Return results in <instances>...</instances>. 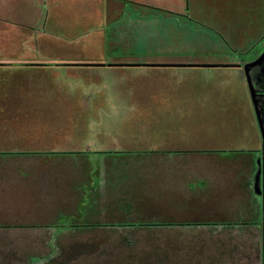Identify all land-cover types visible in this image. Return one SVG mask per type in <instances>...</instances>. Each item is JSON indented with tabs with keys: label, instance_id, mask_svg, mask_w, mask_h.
I'll return each instance as SVG.
<instances>
[{
	"label": "rangeland",
	"instance_id": "obj_1",
	"mask_svg": "<svg viewBox=\"0 0 264 264\" xmlns=\"http://www.w3.org/2000/svg\"><path fill=\"white\" fill-rule=\"evenodd\" d=\"M71 1L56 3L64 8ZM53 3L0 0V64H58L0 66V155L82 152L88 130L95 142L108 138L97 137L100 132L112 129L122 132L113 138L121 142L130 133L143 135L133 137L138 145L113 150L159 152L166 148L149 147L146 131L161 124L158 127L186 126L200 132L205 128L210 150L237 152L232 162H251L249 153L256 149L259 135L247 84L238 69L243 70L264 48V6L217 8L201 0L185 8L179 6V0L173 6L157 0V4L150 3L153 8H147L120 0L123 8L103 25L102 41L89 45L87 23L63 17L60 29H54L49 14ZM40 34L45 35L37 39ZM76 63L105 66H62ZM191 63L220 66H107ZM213 129L217 132L211 134ZM240 220L239 224L251 230L232 228L231 232L220 231L217 237L211 235L212 230L121 228L106 233L100 230L103 228H84L80 230L89 234V241L80 233L63 256L75 258L74 264H85L89 250V264H141L135 257L149 255L148 246L161 247L166 241L255 240L252 228L257 219ZM20 229L0 228V264L61 263V257L42 262L29 258L36 251L29 248L28 234ZM140 246L147 248L138 249ZM232 251L235 255L241 252ZM158 255L164 257L165 253L158 251ZM92 256L107 261L93 262ZM128 256L130 259H122Z\"/></svg>",
	"mask_w": 264,
	"mask_h": 264
},
{
	"label": "crops",
	"instance_id": "obj_2",
	"mask_svg": "<svg viewBox=\"0 0 264 264\" xmlns=\"http://www.w3.org/2000/svg\"><path fill=\"white\" fill-rule=\"evenodd\" d=\"M53 1L49 14L54 29H60L63 17L87 23L89 45L102 41L103 25L111 17L116 18L115 13L123 8L120 0H74L65 9L58 8L57 0ZM123 1L147 8L154 7L152 1L157 4V0H146L145 4V0ZM195 1L201 0H179V6L188 8ZM203 1L217 8L264 6V0ZM173 3L174 0H165L167 6ZM43 36L37 35V39ZM155 125L146 131L149 147L166 150H113L138 145L139 141L133 137L139 134L124 135L129 138L121 142L113 138L122 136V132L112 129L100 132L97 137L108 138L95 142L88 130L82 152L0 155V228L11 231L21 228L29 236V248L36 251L29 258L42 262L45 258L56 261L61 257L60 264H74L75 258L63 254L80 233L89 241L84 228H103L100 230L106 233L121 228L212 230L211 235L216 237L220 231L231 232L232 228L251 230L238 221L256 220L261 209L251 190L253 163L232 162L230 159L237 152L210 150L204 138L209 130L205 128L200 132L186 126L173 129ZM242 167L247 169L241 171ZM122 239L129 238L122 236ZM252 241H166L161 247H146L149 255L135 260L141 264H163L162 260L164 264H252L255 249ZM237 249L240 255L233 254L232 250ZM158 251H164V257ZM93 258V262L107 261L106 257ZM84 263L89 264V250Z\"/></svg>",
	"mask_w": 264,
	"mask_h": 264
},
{
	"label": "flooded vegetation",
	"instance_id": "obj_3",
	"mask_svg": "<svg viewBox=\"0 0 264 264\" xmlns=\"http://www.w3.org/2000/svg\"><path fill=\"white\" fill-rule=\"evenodd\" d=\"M263 52H264V48H262V50H260V52L255 55V58L257 59ZM238 71H239L240 76L245 78V81L247 77L249 78L250 83L252 84V87H253V92H254L255 104L253 103L250 92L248 90L251 108H252L254 119L257 125L259 142L256 145V149L252 150L249 153L251 162L253 163L254 168H255L257 158H261V164L264 168V63L260 66L255 65L252 67H248L247 76L243 70L238 69ZM258 121L260 122V126H259ZM262 198H261L260 212L257 211V214H256L257 225L253 228L256 236H254L255 240L252 241L254 248H255L252 253V256H253L252 264H263L264 210L262 208V203H263Z\"/></svg>",
	"mask_w": 264,
	"mask_h": 264
},
{
	"label": "water",
	"instance_id": "obj_4",
	"mask_svg": "<svg viewBox=\"0 0 264 264\" xmlns=\"http://www.w3.org/2000/svg\"><path fill=\"white\" fill-rule=\"evenodd\" d=\"M264 63V52L254 61L247 63L243 66V71L245 72L247 76V69L248 67L252 66H260ZM9 66L14 67H49V66H58V64H48V63H15V64H7ZM145 66V67H203V68H211V67H219L220 65L215 64H197V63H191V64H108V67H121V66ZM62 66H75V67H104V64H88V63H76V64H62ZM223 67H227L228 65H221ZM239 66V65H238ZM246 84L248 87V90L250 92L251 98L254 101V92L252 84L250 83L249 78L246 79ZM259 126L260 122L258 121ZM251 190L252 195L254 199L257 201V204L259 207H261V198L263 199L262 208L264 210V168L261 164V158H257L255 169L252 175L251 179ZM263 264H264V248H263Z\"/></svg>",
	"mask_w": 264,
	"mask_h": 264
},
{
	"label": "trees",
	"instance_id": "obj_5",
	"mask_svg": "<svg viewBox=\"0 0 264 264\" xmlns=\"http://www.w3.org/2000/svg\"><path fill=\"white\" fill-rule=\"evenodd\" d=\"M1 65V64H0Z\"/></svg>",
	"mask_w": 264,
	"mask_h": 264
}]
</instances>
